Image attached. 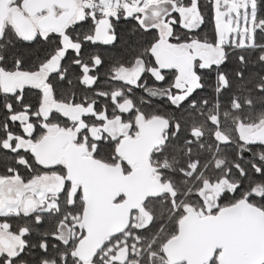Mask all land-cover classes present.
<instances>
[{"label": "snow or ice", "instance_id": "1", "mask_svg": "<svg viewBox=\"0 0 264 264\" xmlns=\"http://www.w3.org/2000/svg\"><path fill=\"white\" fill-rule=\"evenodd\" d=\"M0 264H264V0H0Z\"/></svg>", "mask_w": 264, "mask_h": 264}]
</instances>
